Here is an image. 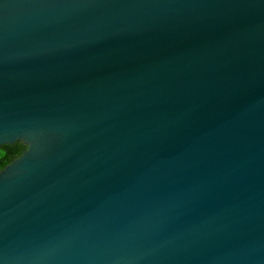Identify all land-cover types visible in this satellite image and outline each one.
<instances>
[{"label":"water","instance_id":"95a60500","mask_svg":"<svg viewBox=\"0 0 264 264\" xmlns=\"http://www.w3.org/2000/svg\"><path fill=\"white\" fill-rule=\"evenodd\" d=\"M0 264H264V0H0Z\"/></svg>","mask_w":264,"mask_h":264},{"label":"trees","instance_id":"16d2710c","mask_svg":"<svg viewBox=\"0 0 264 264\" xmlns=\"http://www.w3.org/2000/svg\"><path fill=\"white\" fill-rule=\"evenodd\" d=\"M26 147V144L17 140L13 143L0 144V169L14 157L18 156Z\"/></svg>","mask_w":264,"mask_h":264}]
</instances>
